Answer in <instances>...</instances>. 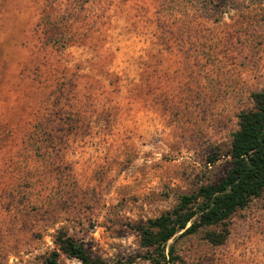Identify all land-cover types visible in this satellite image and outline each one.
Instances as JSON below:
<instances>
[{
    "label": "rangeland",
    "instance_id": "374dc122",
    "mask_svg": "<svg viewBox=\"0 0 264 264\" xmlns=\"http://www.w3.org/2000/svg\"><path fill=\"white\" fill-rule=\"evenodd\" d=\"M259 91L264 0H0V264H80L59 233L151 264L140 228L226 176ZM226 224L167 260L264 264V194Z\"/></svg>",
    "mask_w": 264,
    "mask_h": 264
},
{
    "label": "trees",
    "instance_id": "16d2710c",
    "mask_svg": "<svg viewBox=\"0 0 264 264\" xmlns=\"http://www.w3.org/2000/svg\"><path fill=\"white\" fill-rule=\"evenodd\" d=\"M255 109L240 114V129L233 134L231 168L217 183L202 186L191 194L180 197L176 207L140 228L142 244L157 254L150 256L151 264H174L173 245L169 246V260L165 256L170 240L180 235H190L201 228L227 226L233 214L253 199L264 194V91L252 94ZM224 233L211 231L207 238L215 245L223 244ZM58 248L80 264H101L93 258L84 245L71 236L59 233ZM153 254V253H152ZM45 264H62L60 254L51 253Z\"/></svg>",
    "mask_w": 264,
    "mask_h": 264
}]
</instances>
